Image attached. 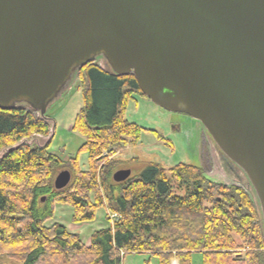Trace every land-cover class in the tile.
<instances>
[{
  "label": "water",
  "instance_id": "water-1",
  "mask_svg": "<svg viewBox=\"0 0 264 264\" xmlns=\"http://www.w3.org/2000/svg\"><path fill=\"white\" fill-rule=\"evenodd\" d=\"M97 61L203 126L246 178L264 233V0H0V110L45 118Z\"/></svg>",
  "mask_w": 264,
  "mask_h": 264
},
{
  "label": "trees",
  "instance_id": "trees-1",
  "mask_svg": "<svg viewBox=\"0 0 264 264\" xmlns=\"http://www.w3.org/2000/svg\"><path fill=\"white\" fill-rule=\"evenodd\" d=\"M79 80L85 105L72 129L85 143L70 158L72 178L63 190L54 186L61 161L22 143L46 136L47 122L28 108L0 110V257L20 264H122L129 253H148L159 264H192L199 252L204 264H264L257 204L243 187L214 183L188 164L170 170L151 164L139 177L114 182L109 160L147 131L125 117L132 94L142 92L132 75L108 73L97 63L84 67ZM83 153L87 170L80 166ZM56 204L72 206L76 223L94 221L101 207L118 219L87 246L60 224L45 226Z\"/></svg>",
  "mask_w": 264,
  "mask_h": 264
},
{
  "label": "rangeland",
  "instance_id": "rangeland-1",
  "mask_svg": "<svg viewBox=\"0 0 264 264\" xmlns=\"http://www.w3.org/2000/svg\"><path fill=\"white\" fill-rule=\"evenodd\" d=\"M97 64L102 63L97 61ZM79 83L80 80L79 82L75 80L61 99L49 108L45 118H42L49 125V133L46 136L35 135L22 142L23 145L27 144L31 148H44L61 161L63 167L54 175V183L61 172L70 171V158L77 156L85 143V138L72 129L85 105L84 86ZM36 115L41 118L40 115ZM125 117L128 122L137 124L147 131L142 133L136 145L121 147L109 160L113 174L119 170H130L131 178H136L141 176L151 164H159L167 170L179 164H188L200 167L208 180L226 186L243 187L254 198L246 178L241 174V179L236 181L233 177L234 173L221 163L215 144H208L205 134L202 137L207 145L203 150L200 148L201 135L194 129L196 126L194 120H188L182 114L169 113L140 93L132 94ZM80 166L82 170L88 169V155L85 153L80 155ZM73 215L72 206L56 204L54 216L45 222V226L60 224L70 233L79 235L83 243L90 246L92 235L96 231L110 228L114 223L106 207L99 208L95 220L91 222L76 223L73 221ZM0 264L20 263L0 257ZM122 264H159V258L148 253H129L122 259ZM172 264L179 263L174 261ZM192 264H204L201 253L192 254Z\"/></svg>",
  "mask_w": 264,
  "mask_h": 264
},
{
  "label": "flooded vegetation",
  "instance_id": "flooded-vegetation-1",
  "mask_svg": "<svg viewBox=\"0 0 264 264\" xmlns=\"http://www.w3.org/2000/svg\"><path fill=\"white\" fill-rule=\"evenodd\" d=\"M37 114V113H36ZM186 116V115H185ZM186 119H188V120H191V118H188V116H186L185 117ZM193 121V120H192ZM193 123H194V125H196V126H194V129H196V130H198L197 131V133L198 134H200L201 135V141H200V148L203 150V147L205 146V145H207L206 143H204V138L202 137V135L203 134H205V136H206V138H207V140L209 141L208 142V144H210V143H213L214 144V142L211 140V138L208 136V134H207V132L205 131V129L204 128H202V125L201 124H198V122H194L193 121ZM210 139V140H209ZM211 145V144H210ZM1 154H4V152L3 153H1ZM3 157V155H1L0 156V159ZM220 159H221V163H223V165L224 166H227L234 174H233V177L236 179V181L237 180H239V178L241 179V175L236 171V168H235V166L234 165H232V166H230L229 164L227 165V163L220 157V156H218ZM218 158V159H219ZM203 165H204V163H203ZM228 171V170H227ZM117 172V171H116Z\"/></svg>",
  "mask_w": 264,
  "mask_h": 264
},
{
  "label": "built area",
  "instance_id": "built-area-1",
  "mask_svg": "<svg viewBox=\"0 0 264 264\" xmlns=\"http://www.w3.org/2000/svg\"><path fill=\"white\" fill-rule=\"evenodd\" d=\"M114 219H118V215H113L112 216Z\"/></svg>",
  "mask_w": 264,
  "mask_h": 264
}]
</instances>
